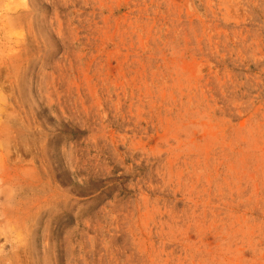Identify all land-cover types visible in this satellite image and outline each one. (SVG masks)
Instances as JSON below:
<instances>
[{
    "label": "rangeland",
    "instance_id": "rangeland-1",
    "mask_svg": "<svg viewBox=\"0 0 264 264\" xmlns=\"http://www.w3.org/2000/svg\"><path fill=\"white\" fill-rule=\"evenodd\" d=\"M0 264H264V0H0Z\"/></svg>",
    "mask_w": 264,
    "mask_h": 264
}]
</instances>
